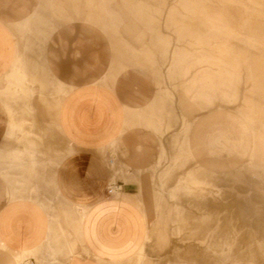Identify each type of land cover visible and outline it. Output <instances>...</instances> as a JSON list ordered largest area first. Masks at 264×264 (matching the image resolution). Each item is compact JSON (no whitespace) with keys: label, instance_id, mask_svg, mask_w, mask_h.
Listing matches in <instances>:
<instances>
[{"label":"rangeland","instance_id":"obj_1","mask_svg":"<svg viewBox=\"0 0 264 264\" xmlns=\"http://www.w3.org/2000/svg\"><path fill=\"white\" fill-rule=\"evenodd\" d=\"M40 5L50 10L51 31L69 22L80 36L81 24L89 22L114 41L115 55L107 38L95 39L93 48L103 60L98 77L108 75L90 97L99 129L121 123L114 129L117 136L99 150L110 187L132 183L138 192L140 243L150 248L145 252L141 246L129 260L264 264V156L255 154L237 172L217 176L202 170L203 159L244 150L228 145L209 154L207 145L191 155L187 146L188 135L199 128L208 136H229L225 144H238L240 133L226 131L237 128L227 115L237 114L246 96L256 103L264 99V0H41ZM209 56L242 73L236 102L218 94L205 108L186 95L187 63ZM113 89L125 96L123 110L109 108ZM232 167L210 165L216 174ZM241 207L253 214H243ZM58 243L49 238L47 254L40 259L25 254L19 264H32V256L35 264H55L73 253V245L58 253Z\"/></svg>","mask_w":264,"mask_h":264},{"label":"crops","instance_id":"obj_2","mask_svg":"<svg viewBox=\"0 0 264 264\" xmlns=\"http://www.w3.org/2000/svg\"><path fill=\"white\" fill-rule=\"evenodd\" d=\"M40 2L0 0V264H19L25 254L40 259L50 251L49 238L59 239L58 253L73 245V253L55 264H135L129 259L143 246L137 188L119 184V197L110 194V172L99 155L121 123L99 129L90 97L108 75L98 77L103 60L93 48L95 39L107 38L115 55L114 41L89 22L81 24L80 36L69 22L51 31L55 23ZM240 77L242 82V73L213 56L192 60L184 72V91L205 108L218 94L234 103ZM111 99L113 111L128 105L118 90ZM227 116L237 128L226 131L240 133L238 144H225L229 136H208L203 128L187 138L191 155L193 148L203 151L207 145L209 154L228 145L244 150L203 159L200 167L211 175L235 173L253 155L264 156V99L256 103L246 96L237 114ZM215 164L233 167L216 174L210 168ZM234 217L240 219L236 210ZM30 258L35 264L37 259Z\"/></svg>","mask_w":264,"mask_h":264},{"label":"built area","instance_id":"obj_3","mask_svg":"<svg viewBox=\"0 0 264 264\" xmlns=\"http://www.w3.org/2000/svg\"><path fill=\"white\" fill-rule=\"evenodd\" d=\"M120 189H121V186L120 185H117V186H115V189H113V188H109V193L110 194H114V192L117 190V191H120Z\"/></svg>","mask_w":264,"mask_h":264}]
</instances>
